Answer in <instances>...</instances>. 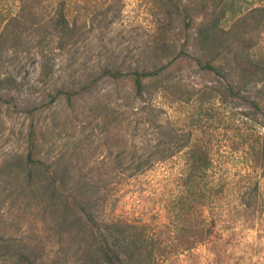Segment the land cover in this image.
Returning <instances> with one entry per match:
<instances>
[{
	"label": "rangeland",
	"instance_id": "rangeland-1",
	"mask_svg": "<svg viewBox=\"0 0 264 264\" xmlns=\"http://www.w3.org/2000/svg\"><path fill=\"white\" fill-rule=\"evenodd\" d=\"M1 2L15 6L14 0ZM26 6L40 16L52 8L50 0H27ZM252 6H264V0H215L207 22L228 29ZM69 7L74 35L57 54L54 86L92 83L74 107L63 96L49 101L24 44L0 53V264H19L20 253L40 264H83L90 248L86 235L59 219L60 207L39 180H27V134L35 119L45 133L38 149L73 168L76 184L91 187L99 219L116 221L156 244L161 254L149 264H264V171L256 165L264 127L260 115H244L247 103L221 94L220 75L196 61L213 60L216 47L199 43L196 29L169 15L160 0H72ZM39 28L25 31L24 39L33 45L49 32ZM50 39L44 45L56 47L57 40ZM159 65L166 66L168 112L177 135L197 130L209 145L211 167L200 181L206 194L204 183L210 187L209 203L182 186L183 153L132 176L116 162L124 140L137 143L140 132L133 121L118 125L129 80L115 81L104 68L125 76L132 68ZM10 76L20 86L5 82ZM192 225L202 235L190 233ZM191 239L204 243L187 248Z\"/></svg>",
	"mask_w": 264,
	"mask_h": 264
},
{
	"label": "trees",
	"instance_id": "trees-1",
	"mask_svg": "<svg viewBox=\"0 0 264 264\" xmlns=\"http://www.w3.org/2000/svg\"><path fill=\"white\" fill-rule=\"evenodd\" d=\"M14 1L13 9L5 8L4 4L0 3V53L6 47L14 49L24 44V52L30 57L26 58L36 64L37 82L43 84L49 101L55 102L63 96L67 105L74 107L81 98L80 92L90 91L92 83L80 86L79 89L54 86L55 74L59 67L57 54L74 35L75 22L71 21L69 16L72 0H50L52 8L42 16L38 11L27 8V0ZM160 2L169 15L181 18L186 28L196 29L195 36L199 43H206L209 49L216 47L213 60L201 61L197 58L196 61L220 75L224 81L221 94L225 97L230 94L247 103L250 110L244 112V115H260L264 127V6L248 8L235 18L231 27L225 29L217 27L213 21L211 24L207 22L215 0H200L197 5L183 6L182 0ZM221 12L223 15L224 12ZM39 27L49 32L34 40L32 45L31 40H25L23 34L29 30L37 31ZM50 35L51 41L57 40L56 47L47 48L48 45H44L46 36ZM8 43L10 46H7ZM19 51L18 48L13 50L15 54ZM165 69L166 66L162 65L141 66L132 68L123 76L117 68H104L107 75L115 81L129 80L130 90L120 98L119 107L122 110H117L118 117H121L118 125L125 121L129 126L133 121L134 129L140 132V137L135 139L137 143L132 139L124 140L121 152L123 157L116 162L122 172H128V175L132 176L183 153L186 171L182 176V186L189 196L202 195L203 202L209 203L210 187L204 183L206 194L200 186V181L211 167L209 145L201 139L202 136L197 130H185L181 138L177 135L168 112L170 105L166 90L169 79ZM5 82L16 85L15 87L20 86L11 76L6 78ZM48 108L47 105L35 106L31 113H40ZM51 117L49 116L50 119ZM116 118L117 116L113 121ZM36 124H39L37 119L33 121L27 134L25 175L30 182L39 180L50 198L60 207L59 219L71 228L77 227L90 241L83 264H149V261L154 259V254H161L156 244L146 240L143 235L132 232L116 221L102 222L99 219L91 187L76 184L73 168L63 165L60 160L50 158L38 149L45 133L42 127ZM256 153V165L264 171V143ZM188 229L190 233H203V230L194 231L193 225ZM187 243V248H192L204 242L191 239ZM17 258L19 264H40L23 253L17 254Z\"/></svg>",
	"mask_w": 264,
	"mask_h": 264
}]
</instances>
